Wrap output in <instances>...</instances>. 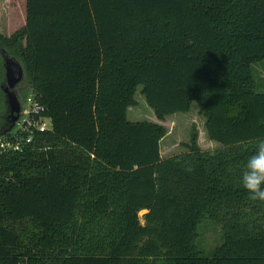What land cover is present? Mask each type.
Instances as JSON below:
<instances>
[{
    "label": "trees",
    "instance_id": "trees-1",
    "mask_svg": "<svg viewBox=\"0 0 264 264\" xmlns=\"http://www.w3.org/2000/svg\"><path fill=\"white\" fill-rule=\"evenodd\" d=\"M6 41L53 130L0 160V264H264V202L239 179L264 140V0H26ZM139 86L159 123L128 120ZM195 102L220 147L193 130L163 158L162 121Z\"/></svg>",
    "mask_w": 264,
    "mask_h": 264
},
{
    "label": "rangeland",
    "instance_id": "rangeland-1",
    "mask_svg": "<svg viewBox=\"0 0 264 264\" xmlns=\"http://www.w3.org/2000/svg\"><path fill=\"white\" fill-rule=\"evenodd\" d=\"M26 25V0H0V30L6 35H12L22 30ZM254 74L258 92L264 93V62L254 65ZM143 87L139 86L135 94L137 105L128 110L127 118L131 122H156L152 108L147 104L142 94ZM26 91H23L22 97ZM205 118L199 113V106L195 102L188 113H177L162 121L167 129V135L161 143L163 158L187 151V145L193 130L198 131L199 143L203 150L213 151L220 147L216 142L211 141L205 131ZM140 213L141 222L144 224L143 215ZM198 246L203 256H211L224 243L222 227L209 219L201 221L197 226Z\"/></svg>",
    "mask_w": 264,
    "mask_h": 264
},
{
    "label": "built area",
    "instance_id": "built-area-1",
    "mask_svg": "<svg viewBox=\"0 0 264 264\" xmlns=\"http://www.w3.org/2000/svg\"><path fill=\"white\" fill-rule=\"evenodd\" d=\"M27 102L26 115L10 135L0 138V160L4 156L22 153L33 147L39 136L53 130L52 120L45 114L46 107L38 100L34 91H31Z\"/></svg>",
    "mask_w": 264,
    "mask_h": 264
},
{
    "label": "water",
    "instance_id": "water-1",
    "mask_svg": "<svg viewBox=\"0 0 264 264\" xmlns=\"http://www.w3.org/2000/svg\"><path fill=\"white\" fill-rule=\"evenodd\" d=\"M8 97L11 108L10 125L0 134V138L10 135L17 127V123L26 115L28 108V98L31 88L28 85L27 73L21 61L16 58L8 60ZM23 91H26L22 97Z\"/></svg>",
    "mask_w": 264,
    "mask_h": 264
},
{
    "label": "clouds",
    "instance_id": "clouds-1",
    "mask_svg": "<svg viewBox=\"0 0 264 264\" xmlns=\"http://www.w3.org/2000/svg\"><path fill=\"white\" fill-rule=\"evenodd\" d=\"M239 179L251 200L264 202V140L257 142L255 151L248 157Z\"/></svg>",
    "mask_w": 264,
    "mask_h": 264
},
{
    "label": "flooded vegetation",
    "instance_id": "flooded-vegetation-1",
    "mask_svg": "<svg viewBox=\"0 0 264 264\" xmlns=\"http://www.w3.org/2000/svg\"><path fill=\"white\" fill-rule=\"evenodd\" d=\"M12 35H6L0 30V129H3V132L10 125L11 115L10 102L7 92L9 84L7 76L8 60H11L14 57L18 61H22L17 52L7 44L6 39L10 38Z\"/></svg>",
    "mask_w": 264,
    "mask_h": 264
}]
</instances>
